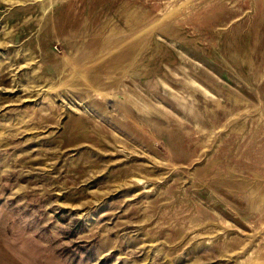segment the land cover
<instances>
[{
	"label": "rangeland",
	"instance_id": "rangeland-1",
	"mask_svg": "<svg viewBox=\"0 0 264 264\" xmlns=\"http://www.w3.org/2000/svg\"><path fill=\"white\" fill-rule=\"evenodd\" d=\"M0 264H264V0H0Z\"/></svg>",
	"mask_w": 264,
	"mask_h": 264
}]
</instances>
